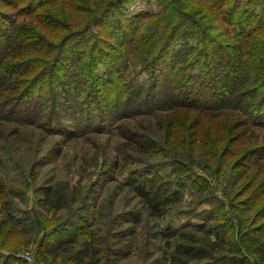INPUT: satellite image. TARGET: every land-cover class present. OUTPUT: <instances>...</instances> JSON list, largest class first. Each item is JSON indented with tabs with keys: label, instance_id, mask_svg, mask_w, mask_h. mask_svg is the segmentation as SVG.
I'll return each mask as SVG.
<instances>
[{
	"label": "trees",
	"instance_id": "trees-1",
	"mask_svg": "<svg viewBox=\"0 0 264 264\" xmlns=\"http://www.w3.org/2000/svg\"><path fill=\"white\" fill-rule=\"evenodd\" d=\"M139 1L0 0V251L17 237L33 241L35 264H264V0H156L159 12L133 14ZM91 135L120 137L118 155L95 164L103 183L117 181L148 220L185 222L150 231L108 203L97 225L92 181L14 202L39 164L23 169L15 141ZM196 170L229 172L227 204ZM15 258L0 264H24Z\"/></svg>",
	"mask_w": 264,
	"mask_h": 264
},
{
	"label": "rangeland",
	"instance_id": "rangeland-1",
	"mask_svg": "<svg viewBox=\"0 0 264 264\" xmlns=\"http://www.w3.org/2000/svg\"><path fill=\"white\" fill-rule=\"evenodd\" d=\"M130 9L133 14L143 11L155 13L156 11L159 12L161 10L159 3L156 0L139 1L131 5ZM100 71H104L103 68H100ZM132 71L134 70L132 69ZM132 75L133 78H138V74L133 73ZM142 79H144V76L139 74V80ZM150 121L153 122L154 119L151 118ZM217 123L218 122L216 121V124ZM204 127L205 122L203 124V129H205ZM217 127L221 128L219 125ZM200 128L201 126L198 127L199 130ZM257 132L261 137L264 138V128H258ZM33 140L34 142L31 144L23 140L19 142L15 141V149L13 150V155L16 159H18L20 165H22L23 169L26 171H28L35 163H39L34 168V171L28 175V180L23 179V182H19L20 189H22L24 188L23 183L31 184L33 182L31 175H36V180L34 181L36 183L31 185V189L27 191L24 199L17 196L14 197V202L19 205L21 209L33 207L38 203V200L42 199L43 195L41 192H38L35 195L37 189L41 186H54L58 182H63L68 183L70 187H76L79 184H81V187H89V183L92 181L93 184L97 183L98 185L96 187V205L98 207L90 209V211L97 217V225H101V223H103L101 221L105 220L106 213L109 210L108 203L112 204V215H115L118 212L119 207L122 205L123 207H121L120 213H141L140 215H142V217L140 225L147 223L148 230L150 231H158L159 229L163 230L170 224L177 227L185 222L186 217L184 215H175V212H173L171 216H167L161 220H148L146 212H143V207L141 206L139 200L132 194H129L126 190H124V188L120 187L117 181L103 183V178L101 175H98V170H101L102 167L96 168L97 166H95V164L100 166L105 158L111 160L118 155L120 137L91 135L88 140L79 139L78 141L67 144L62 143L59 136L51 138L47 137V139H43L41 141L38 140V137H34ZM2 144L4 143L1 142L0 145ZM0 157H7L3 154L1 148ZM196 172L203 180H207L213 186V188H215V190H213V194L217 197L218 202L221 204H227V199L224 192L227 191L234 183L233 178L229 175V172H227L226 177H217L212 173L206 172L205 170H196ZM7 182H9V180H7L6 183ZM191 199L192 194H187L186 199H184L180 205L181 210H186L190 207ZM208 208V205H203L199 207L198 211ZM238 210H241L239 206ZM96 212L98 213L96 214ZM66 213V210L63 209L59 210L56 214L58 217L64 218ZM221 214L222 212L218 213L217 216L220 218L222 216ZM89 219L92 220L90 216ZM224 219L230 221L231 223L237 222L235 214H233L229 208H225ZM193 222L199 223L198 220H194ZM219 224L226 225L221 219H219ZM131 226V224H124L123 227L125 230H127L132 228ZM138 229L141 228L138 227ZM131 239V236H128L125 241H130ZM14 241L17 243L15 249L0 251V253L12 254L17 259L23 261L24 264H35L33 254L35 245L33 244V241L29 242L28 240L24 245L23 241L19 240L17 237L14 238ZM154 245L163 246V242L156 241L154 242ZM55 262L57 264H61V258L57 257Z\"/></svg>",
	"mask_w": 264,
	"mask_h": 264
}]
</instances>
